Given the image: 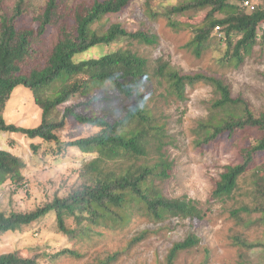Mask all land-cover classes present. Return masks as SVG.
Masks as SVG:
<instances>
[{
	"label": "trees",
	"instance_id": "1",
	"mask_svg": "<svg viewBox=\"0 0 264 264\" xmlns=\"http://www.w3.org/2000/svg\"><path fill=\"white\" fill-rule=\"evenodd\" d=\"M134 1L92 0L73 7L67 0H47L43 12L29 24L25 17L30 0H16L13 5L0 0V135L20 133L30 139L40 138L52 142L57 154L72 148L96 156L83 166L82 184L68 197H55L32 211H0V240L7 233L23 232L51 214L56 217L58 230L71 239L91 238L104 230L125 229L135 215L155 224L172 218L201 220L205 217L198 202L170 199L158 188L156 182L169 178L172 164L165 160L153 165L142 163L141 158L150 149L147 139L157 137L163 129L146 99L147 86L153 79L148 60L130 49L99 58L77 59L99 45L125 40L155 44L156 40L148 33L131 32L121 24L106 30L96 27L106 16L125 11ZM245 1L254 0H188L186 5L170 8L165 17L170 26L179 28L184 24L175 15L206 11L199 23L186 24L195 29L188 49L200 57L209 47L216 27H220L224 33L221 40L227 45V60L240 65L253 52L260 37L264 39V5H255L251 11L243 7ZM32 23L38 25L37 30L31 27ZM169 67L159 62L155 74L180 100L185 99L188 86L199 83L211 86L217 96L211 103L208 118L200 122L196 131L197 146L208 145L224 136L233 138L247 130L257 133L256 138L241 148V162L227 166L215 181L211 199L221 201L232 197L240 178L250 171L256 172L253 205L242 206L231 215L237 221L264 228V165L257 164L264 158V112L257 116L247 102L234 99L230 87L221 79L204 74L182 75ZM20 87L29 89L43 110L38 127H17L4 117L7 102ZM76 95L79 100L70 104ZM63 105L65 108L58 110ZM68 117L100 131L91 137L61 142L56 132L65 126ZM25 166L20 157L0 150V187L8 181L21 183ZM145 235L135 242L142 241ZM236 242L246 249H264V241L249 244L237 239ZM198 245L195 236L175 243L166 264H175L181 253ZM67 253L79 255L70 250L60 255ZM45 257V251L19 249L0 255V264H39Z\"/></svg>",
	"mask_w": 264,
	"mask_h": 264
},
{
	"label": "rangeland",
	"instance_id": "2",
	"mask_svg": "<svg viewBox=\"0 0 264 264\" xmlns=\"http://www.w3.org/2000/svg\"><path fill=\"white\" fill-rule=\"evenodd\" d=\"M16 0H7L13 5ZM70 6L92 0H67ZM47 0H30L25 21L43 12ZM188 0H135L129 8L105 17L103 30L121 24L131 32L144 31L156 40L155 44L121 41L99 45L77 57L78 60L99 58L102 55L130 49L149 62L152 81L145 92L148 107L163 129L157 137H150L148 155L141 158L147 165L159 162L172 164L170 176L156 184L170 199H187L199 203L205 214L201 220L172 218L155 224L135 215L130 226L122 230H104L91 238L71 239L58 230L54 214L34 223L23 232L7 233L0 240V255L29 248L45 251L47 257L39 264H166L169 251L175 243L195 236L199 245L180 254L175 264H264V249H246L237 239L249 244L264 241V228L237 221L231 213L242 206L253 205V193L258 174L250 171L239 180L238 190L232 197L211 199L215 181L230 165L241 162V148L257 137L255 130L239 132L233 138L224 136L205 146H197L196 131L200 122L210 114L211 103L217 98L214 89L199 83L188 86L185 99L170 93L168 84L155 71L159 62L167 63L182 75L204 74L223 80L231 89L234 99L248 103L259 116L264 112V39L236 65L226 58L227 45L221 40L224 33L215 30L209 47L198 57L188 43L195 37V29L186 24L200 22L207 12H187L175 15L184 25L173 28L165 14L173 6L186 5ZM256 6L264 0H254ZM31 27L37 30L38 25ZM262 33L260 32V36ZM79 95L70 100L76 103ZM65 105L59 107L63 110ZM43 110L35 103L32 92L17 88L6 104L5 119L17 127L35 128L42 123ZM100 128L82 125L68 117L65 126L56 132L61 142H71L94 136ZM162 144L161 149L159 146ZM5 149L25 162L24 180L19 184L8 181L0 187V211L26 212L48 204L55 197L65 198L82 184L83 166L96 156L83 154L72 148L57 154L52 142L30 139L20 133H2L0 150ZM264 165V158L257 161ZM256 215L254 216V219ZM247 220V217H245ZM145 232L148 234L145 235ZM145 235L140 242L135 239ZM70 250L78 256L62 251ZM112 258V260H109Z\"/></svg>",
	"mask_w": 264,
	"mask_h": 264
},
{
	"label": "built area",
	"instance_id": "3",
	"mask_svg": "<svg viewBox=\"0 0 264 264\" xmlns=\"http://www.w3.org/2000/svg\"><path fill=\"white\" fill-rule=\"evenodd\" d=\"M243 7L250 9L251 11L255 9V4L251 1H245ZM216 30L219 31L220 27H216Z\"/></svg>",
	"mask_w": 264,
	"mask_h": 264
}]
</instances>
